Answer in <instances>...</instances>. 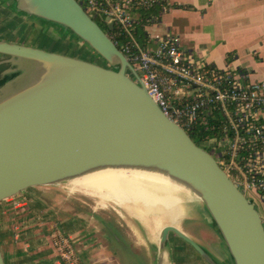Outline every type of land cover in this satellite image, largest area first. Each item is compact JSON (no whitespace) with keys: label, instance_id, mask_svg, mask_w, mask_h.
<instances>
[{"label":"water","instance_id":"95a60500","mask_svg":"<svg viewBox=\"0 0 264 264\" xmlns=\"http://www.w3.org/2000/svg\"><path fill=\"white\" fill-rule=\"evenodd\" d=\"M12 2L19 12L69 29L106 67L0 40V206L101 171L142 170L200 201L233 264H264L257 204L211 152L162 114L95 19L76 0ZM169 233L218 264L173 225L159 232L157 264H165ZM0 264H9L1 247Z\"/></svg>","mask_w":264,"mask_h":264},{"label":"built area","instance_id":"2783aa9c","mask_svg":"<svg viewBox=\"0 0 264 264\" xmlns=\"http://www.w3.org/2000/svg\"><path fill=\"white\" fill-rule=\"evenodd\" d=\"M76 1L91 18L129 35L132 45L122 44L120 52L162 114L187 133L208 132L200 146L246 196L264 203V82H249L242 71L202 62L169 34L156 40L155 49L141 48L133 34L142 12L159 7L160 15L144 19L147 26L156 24L168 11V0ZM61 242L65 264H78L72 248L63 252L69 241Z\"/></svg>","mask_w":264,"mask_h":264},{"label":"crops","instance_id":"0c3cea01","mask_svg":"<svg viewBox=\"0 0 264 264\" xmlns=\"http://www.w3.org/2000/svg\"><path fill=\"white\" fill-rule=\"evenodd\" d=\"M168 6L158 23L145 27L148 39L145 48L155 49L156 40L169 34L202 62L228 67L229 62L235 61L237 70L244 72L249 82H264V0H168ZM4 10L0 4V17ZM202 206L193 208L194 213H200ZM6 207L8 204L0 206V237L5 244V236L11 239V249L4 251L10 264H65L54 245L57 236L69 241L82 264H150L148 251L141 259L136 250H117L116 235L104 233L89 218L79 215L54 218V209L30 200L18 204L19 210L14 214L20 215L9 222L4 217ZM192 215L187 219L198 220L196 226H185L182 231L206 250L202 241L210 240L216 246L218 258H212L218 264H233L227 249L224 252L221 247L223 241L212 221L203 215L197 216L198 219ZM197 226L200 229L196 230ZM167 254L171 264H205L175 237L167 241Z\"/></svg>","mask_w":264,"mask_h":264},{"label":"rangeland","instance_id":"374dc122","mask_svg":"<svg viewBox=\"0 0 264 264\" xmlns=\"http://www.w3.org/2000/svg\"><path fill=\"white\" fill-rule=\"evenodd\" d=\"M0 4L4 6L2 0H0ZM17 17L18 16H16V14L10 12L8 9L4 10L3 16L0 17V28L3 26L2 29H0V40L23 44L46 52L73 57L106 67V64L91 49L78 41L74 36H71V34L67 31L62 30L60 27L45 23L31 16H21L18 20ZM98 23L105 30V25L101 22ZM233 55L235 56L237 54ZM228 65L231 70L238 69L235 61L229 62ZM217 68L225 69L227 67ZM198 145H200V143H198ZM179 199L182 218L177 221L175 226L181 228L182 230L185 226H196L198 220L195 219V221H190L189 223L187 218L189 215L191 216L194 213L193 208L199 206L200 201L191 193H182L179 195ZM30 200L41 201L45 203L46 206L54 209L53 211L56 212V214L53 213L54 218H57V216L61 217V215L69 217L79 215L89 218L92 222L97 223L98 227H100V229L102 228L104 233H110L111 236L118 233V235L116 234V237L119 241L115 244L117 250L128 249L131 252H135L136 250L139 252V256L142 257H140L141 259H143V253L148 251L150 264H156L157 262L158 235L161 228L167 225H173L168 221H160L158 222L159 226L157 227L156 221L161 219L159 216H151L146 218L144 221L139 220L128 215L125 211L112 203L103 205L100 200L95 197L71 191V186L69 184L39 187L27 191L16 199V201L8 204V207L5 209V220L12 222V219L17 218L18 215H20L19 213L14 214L15 210H19L18 204H23ZM257 204L256 208L259 214L264 217V203L257 199ZM21 210H23V208H20V211ZM10 214H12V216ZM199 215L201 217L203 215L207 221L211 220L204 206L201 207L200 213L195 211L192 216H196L198 219ZM186 222H188V224ZM198 228L200 229V227L197 226L196 230H198ZM5 237L7 244L3 243L4 240L0 237V247L3 251H8L11 249L12 243L9 236ZM195 237L202 241L197 234ZM54 240L55 245L58 244V240H61V238L57 236ZM179 241L189 247V249L193 251L196 258L206 264V262L201 259V257L188 244L181 239H179ZM202 243L208 251L212 252L211 257L214 259H216L215 257L218 258L216 246L210 240L202 241ZM55 247L58 249L57 245H55ZM221 247L225 252L226 247L224 243ZM213 254L215 256H213ZM165 264H171L168 254L166 255Z\"/></svg>","mask_w":264,"mask_h":264},{"label":"bare ground","instance_id":"6f19581e","mask_svg":"<svg viewBox=\"0 0 264 264\" xmlns=\"http://www.w3.org/2000/svg\"><path fill=\"white\" fill-rule=\"evenodd\" d=\"M69 185L71 191L95 197L103 205L112 203L139 220L159 216L157 227L160 221L175 226L182 218L179 195L190 194L168 178L142 170L101 171L76 179Z\"/></svg>","mask_w":264,"mask_h":264},{"label":"trees","instance_id":"16d2710c","mask_svg":"<svg viewBox=\"0 0 264 264\" xmlns=\"http://www.w3.org/2000/svg\"><path fill=\"white\" fill-rule=\"evenodd\" d=\"M11 0H2V3L4 4V8L7 10H9L10 12L16 14V16H18V18H21V16H28L23 12H19L16 9V3L12 2L11 4H9ZM169 9V6H168ZM142 22L136 27L133 37L135 39V41L140 45L141 48H145L146 46V42H147V34L145 33L144 29L147 26V24L144 22V19L146 21V18L150 17L151 15L153 16H158L160 15V8L159 7H155L153 9H151L150 11H145L142 12ZM33 17V16H31ZM36 18V17H34ZM40 21H43L45 23L54 25V26H58L60 27L62 30L67 31L69 34H71V36H74V34H72L70 32L69 29L64 28L62 26L47 22L45 20L36 18ZM95 22L98 24V26L108 35V37L113 41V43L116 45V47L118 48V50H121V45H132L131 39L129 37L128 34H126L125 32H123L121 30V28L117 27L116 25L113 26V29L110 31L108 30V26L105 25V30L99 25V21L97 19H95ZM14 43V42H13ZM86 45V44H85ZM116 70V69H115ZM189 136L191 137V139L196 143H200V139L201 137L208 135V132H205L204 130H200V128H197L196 131L192 132V133H188ZM200 146V145H199ZM118 235V233H115V235ZM57 239V238H56ZM62 242L61 240H58V244L57 246H61ZM71 244L68 242V245L66 247L63 248V252L67 253L70 249H71ZM65 262V261H64ZM78 264H82L80 261H78Z\"/></svg>","mask_w":264,"mask_h":264},{"label":"flooded vegetation","instance_id":"af4514ba","mask_svg":"<svg viewBox=\"0 0 264 264\" xmlns=\"http://www.w3.org/2000/svg\"><path fill=\"white\" fill-rule=\"evenodd\" d=\"M170 237H175V238H177L176 236H174L172 233H169V235H168V240L170 239ZM115 239H117L116 237H115ZM118 242V241H117ZM117 242H115V243H117ZM201 246V245H200ZM203 247V246H202ZM204 248V247H203ZM205 249V248H204ZM158 250V249H157ZM206 250V249H205ZM206 251H208V250H206ZM156 264H157V262H156Z\"/></svg>","mask_w":264,"mask_h":264}]
</instances>
